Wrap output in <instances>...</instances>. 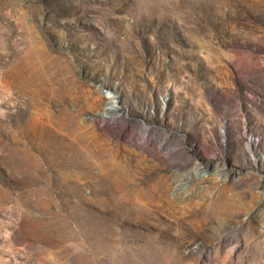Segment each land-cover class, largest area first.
I'll list each match as a JSON object with an SVG mask.
<instances>
[{
    "label": "rangeland",
    "instance_id": "1",
    "mask_svg": "<svg viewBox=\"0 0 264 264\" xmlns=\"http://www.w3.org/2000/svg\"><path fill=\"white\" fill-rule=\"evenodd\" d=\"M0 264H264V0H0Z\"/></svg>",
    "mask_w": 264,
    "mask_h": 264
},
{
    "label": "built area",
    "instance_id": "2",
    "mask_svg": "<svg viewBox=\"0 0 264 264\" xmlns=\"http://www.w3.org/2000/svg\"><path fill=\"white\" fill-rule=\"evenodd\" d=\"M105 93L107 94L108 97H109V96L111 97V98H109V99H112L113 102H115V101H114V96L112 95V93H109V92H106V91H105Z\"/></svg>",
    "mask_w": 264,
    "mask_h": 264
}]
</instances>
